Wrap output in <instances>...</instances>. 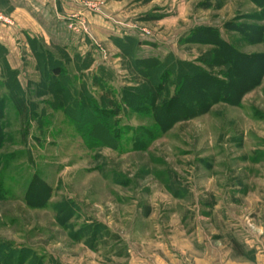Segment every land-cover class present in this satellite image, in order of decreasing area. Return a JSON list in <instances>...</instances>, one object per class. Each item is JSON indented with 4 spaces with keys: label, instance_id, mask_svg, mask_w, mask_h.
I'll list each match as a JSON object with an SVG mask.
<instances>
[{
    "label": "rangeland",
    "instance_id": "obj_1",
    "mask_svg": "<svg viewBox=\"0 0 264 264\" xmlns=\"http://www.w3.org/2000/svg\"><path fill=\"white\" fill-rule=\"evenodd\" d=\"M79 9L50 18L36 71L0 62V264H238L254 239L261 250L264 0ZM160 73L170 95L193 77L173 121L131 98Z\"/></svg>",
    "mask_w": 264,
    "mask_h": 264
},
{
    "label": "crops",
    "instance_id": "obj_2",
    "mask_svg": "<svg viewBox=\"0 0 264 264\" xmlns=\"http://www.w3.org/2000/svg\"><path fill=\"white\" fill-rule=\"evenodd\" d=\"M79 10V0H0V11L8 20V23L0 24V62L18 77L27 63L30 64V69L36 71L37 65L32 62L36 61L34 56L38 52L35 44L39 42L49 51L47 44L50 43V18L54 20L56 17L61 21L64 15L71 12L78 15ZM230 238V242L239 244V240ZM257 240L254 239V245L250 244L249 249L253 251V255L238 264H264V247L260 250ZM238 248V254L242 256L247 252L252 253Z\"/></svg>",
    "mask_w": 264,
    "mask_h": 264
},
{
    "label": "trees",
    "instance_id": "obj_3",
    "mask_svg": "<svg viewBox=\"0 0 264 264\" xmlns=\"http://www.w3.org/2000/svg\"><path fill=\"white\" fill-rule=\"evenodd\" d=\"M225 46H226V43H225ZM227 49V47H225ZM154 67L158 70L160 68L159 66V63H156L154 65ZM149 71V69H148ZM159 71V70H158ZM51 75L52 77H59V76H62L63 74V71H62V67L60 66H53L51 68ZM161 75H157L156 79H155V85H154V93H149V95H146V91L142 90V96L140 97V95H137L138 92L137 91H134L133 93H131V98L133 99V102H137L138 105H135L134 106H141V107H147V108H150L152 110V113L153 115L155 116L156 115V111L159 109H164L165 113L167 115H171V104H173L177 97H179V94L182 93V89L183 87L185 86V83H186V80L187 81H190L193 79V77H189L188 74H185L184 77H182V81H180L178 83V81H176V83H174V86L176 88V90L179 91V94H172L170 95L169 94V91H168V87H163L165 86V81L167 79L166 77V73H160ZM159 76V77H158ZM208 81L211 83V82H216L214 81L215 79L211 76H208ZM218 83V82H217ZM221 87H227L229 84L228 83H218ZM56 86H58L56 84ZM63 87L61 86V89L59 88H56L55 89V92L59 94V97L61 98L60 95L62 94H65L66 92H64V89H62ZM63 90V91H62ZM212 92V91H211ZM57 94V95H58ZM137 95V96H136ZM213 95H210L208 96L212 102V100L214 99V96L212 97ZM223 97H221L222 99ZM60 100V99H59ZM215 100V99H214ZM12 101V104L13 106L20 112V113H26V108H25V105H24V101L22 100V98L20 97H12L11 99ZM101 101V100H100ZM131 100H129L128 102H126L125 105L127 106H133V104L131 105L130 104ZM90 103V102H89ZM165 106V108H164ZM96 107H97V104H96ZM98 107H101V105H99ZM169 120H174V115L169 118H167ZM108 126V125H107ZM109 127V126H108ZM108 127H106L108 129ZM233 249L238 253L240 252L239 251V248L237 246V243H234L233 242ZM15 251L13 250H8V253L4 256L6 259L10 258V256L14 253ZM22 257V256H21ZM21 259V258H20Z\"/></svg>",
    "mask_w": 264,
    "mask_h": 264
},
{
    "label": "built area",
    "instance_id": "obj_4",
    "mask_svg": "<svg viewBox=\"0 0 264 264\" xmlns=\"http://www.w3.org/2000/svg\"><path fill=\"white\" fill-rule=\"evenodd\" d=\"M8 23V20L0 13V24H6Z\"/></svg>",
    "mask_w": 264,
    "mask_h": 264
}]
</instances>
